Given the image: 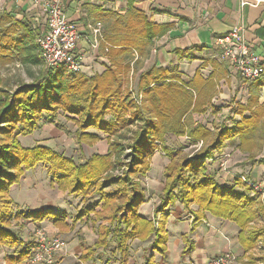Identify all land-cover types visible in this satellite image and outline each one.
I'll return each instance as SVG.
<instances>
[{
	"label": "trees",
	"instance_id": "trees-1",
	"mask_svg": "<svg viewBox=\"0 0 264 264\" xmlns=\"http://www.w3.org/2000/svg\"><path fill=\"white\" fill-rule=\"evenodd\" d=\"M103 15L102 44L104 50H108L110 66L102 75L87 78L80 72L69 73L63 67L48 68L31 83L23 80L13 83L3 79L0 73V193L9 194L24 169L45 163L52 183L59 190L90 200L99 195L100 201L85 208L75 219L78 222L87 218L94 226L98 225L96 243L93 246L82 244V261L92 259L98 249H107L115 241V251L120 256L118 264H128L130 243L134 240H153L151 249L165 257L167 209L180 201L187 210L193 204L198 205L196 219L208 212L215 218L234 223L240 230L239 244L244 256L249 255L241 259V264H264L262 196L242 181L241 189L253 195L237 191L238 183L231 187L220 186L217 172L206 165L228 141L237 138L239 151L248 156L247 164L255 160L264 163L263 158H257L264 148V104H258L259 96L252 97L246 107L237 109L241 120L233 127L207 128L198 123L194 115L206 114L210 109L214 114L220 112L212 103L217 87L214 77L205 79L197 72L190 82H185L180 75L156 65L142 73L138 68L143 60L151 57L156 41L167 34L169 27L155 24L133 7L124 15ZM16 26L21 27L23 33L10 38ZM32 32L24 25L13 23L0 31V66L14 60L9 48L15 49L16 60L22 64L29 61L23 45L27 37H32ZM33 46V50L39 49L37 42ZM193 52L175 51L179 60L197 59ZM32 61L44 66L40 53ZM133 79L137 80L138 97L130 86ZM59 112L75 125L80 142L93 145L100 141L99 135L88 133L89 130L104 133L109 144L107 155L97 154L84 164H77L52 149L21 145L18 135L31 132L41 124H53L60 129L62 125L54 119ZM246 112L251 113L250 117L245 116ZM170 134L187 137L189 145L175 150L167 148L165 140ZM162 145L170 163L164 171L165 187L155 218L148 220L139 214L145 202L141 177L150 171L151 159ZM127 148L131 151L129 156ZM124 156L130 157V162L125 161ZM125 164L126 169L116 175L115 170L121 171ZM2 212L0 243L12 251L5 259L6 264H31L35 244L15 235L10 230L8 211ZM91 214L95 220H91ZM51 217L57 227L66 226L60 215L51 209L21 212L17 220L38 223ZM260 246L262 255H251ZM187 252L188 249L184 255ZM146 264L157 263L151 257Z\"/></svg>",
	"mask_w": 264,
	"mask_h": 264
},
{
	"label": "crops",
	"instance_id": "crops-1",
	"mask_svg": "<svg viewBox=\"0 0 264 264\" xmlns=\"http://www.w3.org/2000/svg\"><path fill=\"white\" fill-rule=\"evenodd\" d=\"M43 1L40 0V4H36L35 0H0V31L9 28L11 23L19 26L24 25L33 31L32 37H27L26 43L23 45L26 50L25 54L30 57L26 64L16 60L15 49L9 48L10 54H13L12 58H14L10 64L28 67L32 82L37 78L38 74L36 75L35 69L39 67L32 64V59L34 60L40 53L39 49L33 50L32 48L36 42L38 43V39L44 33L46 26L42 11ZM64 2L67 17L77 24L82 35L78 54L83 60L81 74L87 78L102 75L110 66L109 58L106 55L108 51L104 50L103 42L101 41L98 47H93L94 34L91 27L95 29L100 23L102 31L105 28V24L101 22L104 18L103 14L124 15L130 7H133L143 12L155 24L169 27L167 34L156 41L155 47L152 49L153 53L147 60L148 63L153 61V65L145 71L156 65L180 75L185 82H190L197 72H200L205 79L212 76L217 82L216 95L212 103L220 112L214 114L210 109L207 114L211 112L214 118H217L218 115L221 118H217L216 121L214 120L210 125H207L196 119L195 116L198 123L211 130L219 126L233 127L241 120L237 109L240 106L246 107L252 97L258 95V104L260 106L264 104V78L255 82L243 81L232 70L228 62L222 59L216 45L218 39L234 29H241L245 43L264 61V3L252 6L242 5L244 0H64ZM12 32L13 34L9 37L13 39L23 33L21 27L17 26L13 28ZM176 50H194L193 53L197 59L179 60V56L175 53ZM32 56L34 57L32 58ZM17 80L22 79L17 77ZM259 84L262 85L259 86ZM256 108L257 106L254 109ZM207 114H203V116ZM250 115V112L245 113L246 117H250ZM91 132L92 134H101L94 130H90ZM177 140L173 135H168L165 145L173 150L186 146L185 144L178 145ZM238 145V138L228 141L225 148L219 153L220 156L229 153L232 159L230 164L233 166V168L231 167L232 171L217 173L218 183L221 186L235 184L237 174L234 171L244 172L241 167L239 168L241 166L239 163L247 160L248 156L239 151ZM261 154L264 158V149ZM234 159L239 162L237 166L233 163ZM169 162L168 157L153 156L149 183H153L156 177L163 176L165 167ZM248 167L249 173L246 172L245 174L251 175V179L264 185V163ZM163 190L164 185L161 192L157 193L158 197L154 201L150 200L152 192L144 191L145 202L139 208L140 215L148 220L155 218V210L160 203ZM156 203L157 205H155ZM47 209L46 207L43 210ZM167 211L169 212V219L166 226L168 231L166 256L163 257L152 249H150L153 251L151 255H145V251L141 250V254L137 255V259L134 260L132 247L136 243L149 242L134 240L130 243L128 264H146V261L151 257H154L157 264H206L219 255L228 254L239 259L236 264H241L244 252L239 244V228L234 223L212 217L209 213L200 219H196L197 206L192 205L190 210H187L180 201ZM54 212L56 213V211ZM56 214L59 215V213ZM46 220L41 224H44ZM48 220L53 223L54 229L50 231L51 235H55L54 230L60 232L61 227L55 225L54 218L51 217ZM64 223L66 222L64 221ZM65 227H68L67 223ZM82 230L85 231V228ZM89 236V234L81 236L73 234V236L68 237L67 249L64 253H59L54 257V262L58 259L55 264H118L117 260L120 256L115 251V241L111 242L107 249H98L92 259L82 261L81 257L84 253L82 244L93 246L98 239L97 232L93 240H90ZM24 241L30 242L29 239ZM186 249L188 252L184 255ZM10 255L12 252L5 255L3 264H6L5 259Z\"/></svg>",
	"mask_w": 264,
	"mask_h": 264
},
{
	"label": "rangeland",
	"instance_id": "rangeland-1",
	"mask_svg": "<svg viewBox=\"0 0 264 264\" xmlns=\"http://www.w3.org/2000/svg\"><path fill=\"white\" fill-rule=\"evenodd\" d=\"M106 51L108 50L106 49ZM82 61L83 60L81 58V62ZM152 65H153V61L148 63L147 60H143L138 65V68L140 72H142ZM45 69H48L45 65L41 67L40 66L37 67L35 69L36 75L38 74L36 77L37 78L41 77L42 76L41 74L43 73V71H45ZM0 73L3 79L10 80L13 83L17 81V77L22 79L25 83L32 82V79L29 75L28 67H25L24 65L22 66V65H15L9 63L7 65L0 66ZM130 86L131 89L134 91V95H136L135 97H138L139 93L137 91V80L133 79L131 81ZM195 116L196 119L206 123L207 125H210L214 120L216 121L217 118L219 119L221 118L219 117L220 115H218L217 118H214L211 112L204 116L203 114L201 115L196 114L194 115V118ZM54 119L58 124L62 125L60 129L59 127L53 124L39 125L38 128H35L31 132L26 131L18 135V141L21 143L23 147H30V148L41 147V148L52 149L53 151L57 152L60 155L73 159L77 164H84L92 156L97 154L107 155L109 151V144L107 141V136L104 133L99 132V134L101 133L99 135L100 141L96 144L91 145L88 144L87 142H80L76 134L77 129L75 125L72 122L68 121L63 113L59 112ZM88 133H90V130L88 131ZM174 138L178 139L177 140L178 145H182V144H185L186 146L189 145V140L187 137L174 136ZM163 147L165 146L162 145V147H159L158 150L154 153V155L163 158L167 157ZM166 147L169 148L167 145ZM198 147H200V144L198 145ZM191 149L192 147L188 148L186 151L189 152L191 151ZM130 152H131L130 149L127 148L128 156L131 154ZM219 153L216 154L214 159L207 160L206 165L210 168V170L216 171L217 173L218 172L222 173L223 171L228 172L230 170L232 171L233 166L230 164L232 162L231 155L228 153L223 156H220ZM261 153L257 157L258 159L262 158ZM126 159L127 162H130L129 161L130 157L124 156L125 161ZM151 163H152V159H151ZM233 163H235V165L237 166L239 162H236V160L234 159ZM258 163L257 160L250 162V164H247V160L243 161L242 163H239L241 165L239 166V168L241 167V169L244 170V172L239 173L238 171H234V173L237 174L235 177V184L228 185L226 187L235 186L236 183H238L240 188H237V191H241V192L243 191L248 195H253V193H250L248 190L241 189L243 186L242 184H240L241 183L240 181H242V183H245L246 185H249L248 182L255 183L256 185L258 184L260 187L259 193L262 196V199L264 200V185L261 182H255L253 179H251L250 177L251 175L245 174L246 172L249 173L248 166L254 167ZM152 167L153 166L151 164V169ZM125 169H126V164L123 165L121 171L115 170L116 175L120 174V172H123V170ZM149 173L150 171L145 177H141L142 187L144 191L152 192V194L150 195V200L154 201L158 197L157 193L159 194L161 192L163 185L165 187V178L163 174V176L161 177L160 176L156 177V180L153 183H149V179L151 178ZM7 199H9V202L7 201ZM99 201H100L99 195L94 196V198L90 200L87 198L85 199L83 196H75V195L73 196L65 191L59 190L57 185H54L52 183V178L48 172V166H46L45 163H39L32 169L23 170V174L20 175L17 184H15L11 188L9 194H3V192L0 193V214L3 213L2 212L3 210L8 211L7 212L8 216L11 219L10 230L15 235L19 236L20 239L23 240L29 239L31 242L34 239L35 231L39 229L51 235L50 231L54 229L52 221L47 219L44 224H41V222L36 223V222H32L31 220H25L22 218L17 220L18 219L17 217L21 212L27 213L30 211H39L47 207L48 209H51L53 211H56V213H59L62 219L68 224V227H61L60 232L59 230L57 231L54 230L55 235H51V236H59L67 241V238L73 236V234H75L76 236L89 234L90 240H93V238L96 237V230L98 225L94 226L93 223L87 220V218H84V220H82L81 223L78 224L77 221L75 222L74 219H76V217H78L80 212L83 211L85 208H91ZM155 205H157V203ZM193 205H196L199 210L197 204H193ZM206 213H203V215L205 216ZM210 215L214 217L212 214ZM89 217L91 218V220L92 219L95 220V216L93 214H91ZM159 217L161 216L160 215L157 216L156 219L158 220ZM190 219H193V217H190ZM74 225L76 226L74 227ZM83 228H85V231L82 230ZM171 232L173 233L172 228H171ZM65 234H69V235H65ZM152 241L153 240L142 244L136 243L132 247L133 259L134 260L137 259V255L139 256V254H141V250L145 251V255L148 254L151 255V253L153 252L150 250ZM112 248L113 246L111 247V249ZM261 250L262 248L260 246L259 249L253 252L251 255H255L256 257L257 255H262ZM11 252L12 251L9 250L7 247H5L3 243H0V264H3L5 255ZM233 257L235 258V260L232 264L238 263L239 259L236 258L235 256ZM245 258H249V255L247 257L243 255L241 259L244 260Z\"/></svg>",
	"mask_w": 264,
	"mask_h": 264
},
{
	"label": "built area",
	"instance_id": "built-area-1",
	"mask_svg": "<svg viewBox=\"0 0 264 264\" xmlns=\"http://www.w3.org/2000/svg\"><path fill=\"white\" fill-rule=\"evenodd\" d=\"M40 4V0H35ZM264 0H244L242 5L257 6ZM42 11L46 20L44 33L38 39L41 58L47 68H65L69 73H79L82 70L81 57L78 48L82 39L81 32L75 22L69 20L65 13L64 0H44ZM94 34L93 47L103 41L101 24L92 28ZM222 59L228 62L232 70L245 82H255L264 78V61L257 56L243 40L241 29H234L216 43ZM249 187L257 193L259 185L249 183ZM32 248V264H53L54 257L64 253L67 241L59 236H51L43 230L34 234ZM235 258L229 255H219L206 264H232Z\"/></svg>",
	"mask_w": 264,
	"mask_h": 264
}]
</instances>
